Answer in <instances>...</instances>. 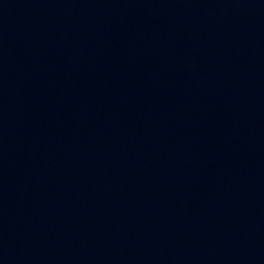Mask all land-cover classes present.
<instances>
[{"label":"water","instance_id":"obj_1","mask_svg":"<svg viewBox=\"0 0 264 264\" xmlns=\"http://www.w3.org/2000/svg\"><path fill=\"white\" fill-rule=\"evenodd\" d=\"M0 264H264V0H0Z\"/></svg>","mask_w":264,"mask_h":264}]
</instances>
